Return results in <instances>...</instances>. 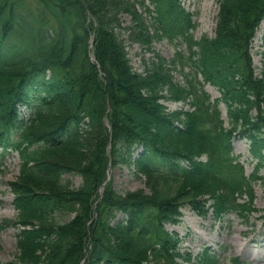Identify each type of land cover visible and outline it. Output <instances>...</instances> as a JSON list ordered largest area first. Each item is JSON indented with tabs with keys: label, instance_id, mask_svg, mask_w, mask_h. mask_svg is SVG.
<instances>
[{
	"label": "trees",
	"instance_id": "trees-1",
	"mask_svg": "<svg viewBox=\"0 0 264 264\" xmlns=\"http://www.w3.org/2000/svg\"><path fill=\"white\" fill-rule=\"evenodd\" d=\"M196 14L182 0H0V146L20 160L9 183L17 219L0 225L18 228L8 264H182L190 256L165 225H177L183 207L244 223L257 212L261 180L245 175L231 142L248 139L264 164V67L256 75L251 53L264 0H218L213 37L194 38ZM122 15L133 42L165 40L172 57L133 71ZM16 103L30 107L26 123ZM117 165L144 175L148 193L107 185L99 195ZM62 209L75 215L59 222ZM194 264L218 259L205 250Z\"/></svg>",
	"mask_w": 264,
	"mask_h": 264
},
{
	"label": "rangeland",
	"instance_id": "rangeland-1",
	"mask_svg": "<svg viewBox=\"0 0 264 264\" xmlns=\"http://www.w3.org/2000/svg\"><path fill=\"white\" fill-rule=\"evenodd\" d=\"M184 7L197 13L195 18L197 27L193 31L195 38L202 35L208 37L214 36L216 16L218 11V0H185ZM138 11H141L138 9ZM111 12V11H110ZM121 23L120 30L117 29L118 35L125 45L127 55L133 71L142 72L150 62L159 56L165 60H169L175 49L172 45L164 41L155 42L148 49L133 42L129 37V17L118 16ZM253 55V65L255 73L262 76L264 63V23L253 41L251 50ZM172 74L171 81L182 84L181 76L175 72ZM261 78V77H260ZM205 90L212 98L219 96L215 88L207 85ZM168 110L173 111L182 107L181 103H166ZM222 117L225 125L227 124L225 110L220 105ZM234 153L241 155V161L248 158V142L246 140H235L233 143ZM0 154V161L3 166L0 170V225L8 219L15 221L17 213L12 205L13 194L10 191L8 183L14 181L18 175L19 162L16 154L7 153L4 156ZM252 165L245 163V171L250 174ZM259 175L264 178V168H261ZM64 179L71 182L74 188L81 185V178L77 175H64ZM152 179V178H149ZM147 178L144 175H135L133 170L126 166H115L106 171V179L103 186L99 188V195L105 186H111L114 190L120 192L121 195L143 190L148 193L146 187ZM100 197V196H99ZM98 197V198H99ZM98 200V199H97ZM99 201V200H98ZM77 208V206H75ZM254 207L257 213L251 216L247 223L242 222L235 214L223 216L221 219H214L210 212L205 217L198 216L188 207H184L180 223L176 226L167 225L166 229L170 232H176L181 238V251L188 252L192 258L201 253L204 247H209L212 252L219 256L218 264H237L242 260L248 263L243 264H264V220L261 218L264 208V182L256 183ZM75 215V212L67 213L66 209H62L56 216L57 221L66 222ZM18 233L17 226L6 225L0 230V264H8L18 255L16 235ZM239 257V260L234 259ZM189 264H193L192 262ZM239 264V263H238Z\"/></svg>",
	"mask_w": 264,
	"mask_h": 264
}]
</instances>
